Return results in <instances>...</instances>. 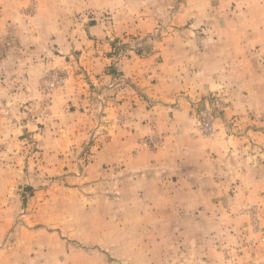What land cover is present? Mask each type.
Listing matches in <instances>:
<instances>
[{"label": "rangeland", "instance_id": "obj_1", "mask_svg": "<svg viewBox=\"0 0 264 264\" xmlns=\"http://www.w3.org/2000/svg\"><path fill=\"white\" fill-rule=\"evenodd\" d=\"M0 264H264V0H0Z\"/></svg>", "mask_w": 264, "mask_h": 264}, {"label": "crops", "instance_id": "obj_2", "mask_svg": "<svg viewBox=\"0 0 264 264\" xmlns=\"http://www.w3.org/2000/svg\"><path fill=\"white\" fill-rule=\"evenodd\" d=\"M100 42L101 41H99V43ZM99 43L92 42V41H88V43H86L87 47L92 48V50L88 51L87 54L84 56L85 58L89 57L88 58L89 60L84 64V67H85L84 69L88 72L87 75H89V77L91 78H96L100 76L98 79H95L97 80V83L99 82L110 83L111 76H109L108 74H109V66L111 65L112 62H111V59H109V55L104 53V51H108V48L104 47L106 48V50H104V48L102 50V47H100ZM126 71L127 70L125 69V72ZM65 103L68 105L69 102L67 103L65 101ZM180 115L175 114V117L177 118ZM80 128L83 129L84 132L87 129L86 126H82ZM182 153H188L187 148L183 147Z\"/></svg>", "mask_w": 264, "mask_h": 264}]
</instances>
